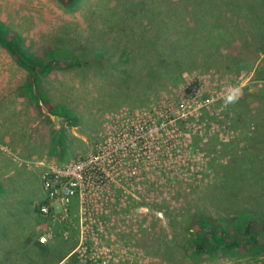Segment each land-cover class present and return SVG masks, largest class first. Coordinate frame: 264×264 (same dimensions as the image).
<instances>
[{
  "label": "rangeland",
  "instance_id": "1",
  "mask_svg": "<svg viewBox=\"0 0 264 264\" xmlns=\"http://www.w3.org/2000/svg\"><path fill=\"white\" fill-rule=\"evenodd\" d=\"M145 1L147 9L155 0ZM136 3L81 0L67 11L54 0H0V20L28 51L58 41L87 58L102 51L107 61L105 70L61 64L42 79L41 90L51 103L79 117L77 127L63 124L65 146L76 148L75 154L49 162L82 157L139 120L168 117L151 148H135L88 201L72 200L67 221L51 222L39 213L44 199L30 208L33 202L24 196L28 179L34 190L41 185L36 163L42 160L25 162L23 156L24 148H48L61 122L20 94L25 73L0 48V176L14 170L9 176L20 189L18 202L0 195V264H264L238 254L202 258L187 245L188 221L198 211L218 218L243 206L264 207V148L255 145L259 135L264 139V54L257 52L264 46V6L259 3L254 16L240 7L219 15L214 6L213 16L220 20L209 21L212 27L204 26L198 35L222 38L218 53L225 59L148 72L144 61L149 59L140 53L146 44L143 21L127 13ZM168 3L175 12L177 2ZM195 20L189 18V27ZM122 47L132 49L127 62L120 57ZM194 93L198 98L192 101ZM205 98L213 100L207 109L199 106ZM30 214L45 230L33 233Z\"/></svg>",
  "mask_w": 264,
  "mask_h": 264
},
{
  "label": "trees",
  "instance_id": "2",
  "mask_svg": "<svg viewBox=\"0 0 264 264\" xmlns=\"http://www.w3.org/2000/svg\"><path fill=\"white\" fill-rule=\"evenodd\" d=\"M54 1L62 9L73 11L81 0ZM168 1H152L147 10L145 6L148 5L147 2L137 0V3L132 6L133 9L127 11L132 19L138 17L143 21L141 41H146V44L141 46L140 53L147 55L145 58L149 59L144 61L146 65L149 64L148 72L159 67L166 68L169 65L187 69L197 66L202 59L211 58L210 62L213 64H215L214 61L219 62L225 59L222 53H218L220 46L223 45L222 38L213 39L209 35H198L202 28H206L204 26L212 27L209 21L215 23L220 20V16L216 18L213 16L214 6L218 5L216 11L219 15L226 14L231 7H240L246 8L251 16L255 15L254 10L259 3L264 6V0H174L177 3H175V12H172ZM179 1L185 4L182 6L178 3ZM202 7L208 12L201 13L196 9H202ZM191 16L196 17L193 27H189L188 24ZM236 30L239 34L241 31L244 32L239 26ZM240 47L244 50V44H240ZM0 48L25 73L23 83L19 87L20 94L32 102L37 110L60 120L61 126L55 128L49 154L51 156L62 155L66 135L63 124L68 127H77L79 117L67 106L51 103L41 90L42 79L53 69H58L61 64L68 67L88 66L105 70L107 61L103 59L104 53L99 51L94 58H87L81 49L70 50L61 46L58 41L51 44L45 43L37 53H32L23 47L19 36L1 20ZM131 52L132 49L122 47L121 59L127 62V57ZM257 52L264 54V46H261ZM235 57L237 56L233 55L232 58ZM261 73L264 74V68ZM260 137L259 135L255 145L258 148H264V139L260 140ZM188 233V249L195 256L213 259L238 254L252 261H264V207L253 210L245 209L243 206L218 218L204 211H198L188 221Z\"/></svg>",
  "mask_w": 264,
  "mask_h": 264
},
{
  "label": "built area",
  "instance_id": "3",
  "mask_svg": "<svg viewBox=\"0 0 264 264\" xmlns=\"http://www.w3.org/2000/svg\"><path fill=\"white\" fill-rule=\"evenodd\" d=\"M193 95L192 101L197 100L198 94ZM212 101V98H205L199 106L207 109ZM166 119L168 117L139 120L118 134L113 142L67 163L38 161L36 165L41 171L40 182L44 194L39 213L51 222L67 221L72 200L77 199L80 203L88 201L89 193L101 190L110 175L120 170L126 155L133 153L135 148H151L157 134L165 132L168 122ZM56 206H59V211H56ZM39 241L43 244L45 238Z\"/></svg>",
  "mask_w": 264,
  "mask_h": 264
},
{
  "label": "crops",
  "instance_id": "4",
  "mask_svg": "<svg viewBox=\"0 0 264 264\" xmlns=\"http://www.w3.org/2000/svg\"><path fill=\"white\" fill-rule=\"evenodd\" d=\"M65 129V125L63 126ZM67 132V131H66ZM69 135V134H68ZM71 137H73L74 139H79L81 142H83L84 137L82 136H77L76 133L74 132H70ZM46 143V142H44ZM51 144V142H50ZM50 146H48V148H24L25 149V155L23 156L24 161L26 162H34V161H38V160H42V161H50V160H59V161H64L67 159H70L71 156H73L75 154V150L76 148H64V152L62 155H56V156H51L49 154V148ZM26 167H29L28 165ZM35 169V168H34ZM3 174L0 176V195L2 196H7L8 200L10 202H18V200L20 199L19 195H20V189L18 188V184L15 183V180L13 179L14 176H9L12 172H14V170L12 172H10L9 174H7V169L3 170ZM16 171V170H15ZM37 171V178L39 179L41 171L39 168L36 169ZM40 183V182H39ZM26 189L27 191L24 193V196H28V199H25L27 202H33L32 204L28 203V206L31 208L34 206L35 203H40L42 202V200L44 199L43 196V192L41 189V185H38V189H35L32 187L33 186V180H29L26 181ZM9 201H6V199H4L5 202V207H10ZM36 217V218H35ZM1 219H3V217H1ZM29 221L33 224L34 226V230L33 233L37 232L40 233L41 231L45 230V228H43V224L40 223V221L38 220V217L36 214H30L28 217ZM32 233V234H33ZM31 235V234H30ZM28 236L27 240L29 239V242H31V236ZM30 237V238H29ZM65 253V252H64ZM62 254L61 256H59V258H57L55 261L58 262L59 260H61V258L66 257L67 255H69L70 251L68 253Z\"/></svg>",
  "mask_w": 264,
  "mask_h": 264
},
{
  "label": "clouds",
  "instance_id": "5",
  "mask_svg": "<svg viewBox=\"0 0 264 264\" xmlns=\"http://www.w3.org/2000/svg\"><path fill=\"white\" fill-rule=\"evenodd\" d=\"M235 91L238 92V90H235ZM234 99H235V96L230 94L229 97H228L229 102L234 101Z\"/></svg>",
  "mask_w": 264,
  "mask_h": 264
}]
</instances>
